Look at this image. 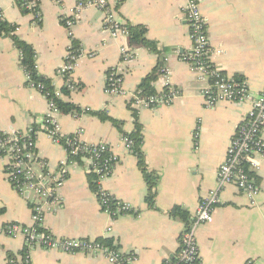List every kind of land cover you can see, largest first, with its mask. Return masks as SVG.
<instances>
[{
    "label": "crops",
    "instance_id": "0c3cea01",
    "mask_svg": "<svg viewBox=\"0 0 264 264\" xmlns=\"http://www.w3.org/2000/svg\"><path fill=\"white\" fill-rule=\"evenodd\" d=\"M79 1L40 0L41 17L37 19L35 13L23 11L17 0H0L5 18L18 25L17 35L34 47L38 72L61 91L65 82L58 69L71 43L63 21L72 16ZM108 1L126 26L147 28L146 36L156 42L157 51L132 48L123 35L111 37L104 27L103 11L94 6L83 8L73 27L74 44L84 53L73 75L77 89L61 97L82 113H61L59 122L64 135L81 130L84 142L102 141L111 147L118 160L102 186L139 212L116 218L105 212L91 186L89 163L68 157L60 144L41 131L38 156L53 170L63 160L68 168V178L60 189L62 204L45 214L43 228L60 238H109L123 253L136 254L134 264H161L177 255L183 229L200 202L217 187L218 168L250 103L220 102L214 108L205 105L201 95L205 82L180 59V53L192 48L182 12L184 0ZM198 1L208 20L211 61L228 76L246 79L253 94L258 95L264 87V0ZM125 46L133 52L129 60L121 54ZM112 67L123 75L128 95L106 92L107 73ZM163 67L171 70L172 87L178 96L171 104L154 108L132 105L143 78ZM153 86L155 93L163 89L159 76ZM48 109L47 97L28 84L19 50L11 38L0 36V132L41 127ZM96 111L121 124L101 120L93 113ZM136 121L142 127L148 168L160 176L153 206L146 200L148 184L138 157L124 142ZM259 161L255 178L261 191L256 203L251 204L245 194L229 185L220 194L213 220L199 226L201 264H264V159ZM176 206L187 212V220L171 214ZM11 222L33 224L32 205L11 185L5 161L0 158V264H10V259L21 262L27 251L29 264H115L101 254L27 248L21 236L2 232Z\"/></svg>",
    "mask_w": 264,
    "mask_h": 264
},
{
    "label": "built area",
    "instance_id": "2783aa9c",
    "mask_svg": "<svg viewBox=\"0 0 264 264\" xmlns=\"http://www.w3.org/2000/svg\"><path fill=\"white\" fill-rule=\"evenodd\" d=\"M22 5L29 12L35 13L40 19V0H21ZM97 7L104 13V27L111 37L120 35L128 37L125 23L116 16V11L108 0H81L75 6L72 16L64 18L71 43L65 60L58 69L64 78V87L73 91L77 89L73 75L77 62L84 55L81 47L74 44L73 27L79 13L85 7ZM184 19L189 26V35L192 48L180 53V59L187 63L189 69L196 73L205 82L201 91L205 105L216 107L220 102L250 103V109L239 123L235 135L227 148L224 162L217 172V187L203 199L191 222L185 226L179 238V252L177 261L167 259L161 264H201L197 230L203 223L213 220V210L220 203V194L224 188L234 185L245 194L251 204L256 203L260 194V186L255 178V172L260 168L264 159V87L254 95L249 83L244 78L231 77L217 68L210 59L211 46L208 37V20L203 15L198 0H184L182 6ZM124 60L133 57V52L126 46L121 49ZM91 55H93L91 53ZM28 84L41 91L48 99L49 109L43 118L41 127L29 126L25 131L0 132V158L5 161V173L14 189L31 201L33 224L26 225L20 222H11L2 227L7 236L24 239L27 248L42 247L67 254H101L108 261L115 264H134L137 260L135 253H123L119 248L104 244L99 239L90 238H60L43 228L45 214L57 210L62 204L60 189L68 178L66 160L61 161L56 170L49 166V162L38 156L36 152L37 137L44 131L50 139L60 144L68 157L81 155L89 163L91 173L97 175V197L104 211L114 217L117 213L136 211L129 203L112 195L102 184L107 179L117 163V156L105 142L87 143L81 140V130L74 134L64 135L59 122L61 114L53 100V96L45 91V86L36 84L27 74ZM163 89L153 95L142 96L139 92L133 94L132 105L145 108H154L159 105H168L178 96L179 92L172 87L171 70L163 67L160 74ZM106 92L111 95H128L123 87V75L117 68L112 67L107 73ZM60 89H55L54 96L62 97ZM127 148L131 149L132 141L124 138ZM118 202L116 210H112L109 201ZM30 254L27 251L21 262L10 259V264H29ZM250 264V263H246Z\"/></svg>",
    "mask_w": 264,
    "mask_h": 264
},
{
    "label": "trees",
    "instance_id": "16d2710c",
    "mask_svg": "<svg viewBox=\"0 0 264 264\" xmlns=\"http://www.w3.org/2000/svg\"><path fill=\"white\" fill-rule=\"evenodd\" d=\"M124 0H119V3H122ZM18 5L23 11L29 12V10L25 9L22 5L21 0H17ZM39 10V9H38ZM17 28L18 25L15 23H12L8 21L4 14L2 9H0V36H6L11 38L13 41V44L17 47V49L20 52V64L23 70L30 75L31 80L34 81L36 84H43L45 86V91L50 93L51 96H53V100L57 107L59 108L61 113H74L76 115H80L82 113V110L79 109L76 105L70 102L64 101L60 97L54 96L55 88L52 85V81L50 78L40 74L37 69L36 65V51L34 47L26 42L25 40L21 39L17 35ZM128 41L129 45L132 48H139V47H145L148 48L151 51H157V44L155 41L150 40L146 34H147V28L144 25H132L128 24ZM76 45V44H75ZM77 46V45H76ZM160 68L153 69L143 80L141 81L139 85V94L142 96H149L155 94L153 82L157 79V77L160 74ZM63 93L69 92V90L64 87L62 89ZM95 115H97L98 118L101 120H111L116 125H120L121 122L114 120L107 116L105 112L102 111H96L93 112ZM128 136L131 141V151L132 153L136 154L138 157V165L140 169L142 170L145 180L148 184V194L146 197L147 202L150 206L154 205L155 196H156V187L158 184V181L160 179V176L158 173L154 171H150L147 165L146 157L144 154V151L142 149L143 146V134H142V127L139 122L136 121V127L130 134H125ZM72 158L75 159H81V155L73 156ZM91 186L94 190V192L97 194L98 191V183H97V175L94 173H91ZM109 206L112 210H116L118 207V202L115 199H111L109 201ZM105 208V206L103 207ZM132 213H138V210L130 211ZM123 213H117L114 215V218L118 217L119 215H122ZM125 214V213H124ZM171 214L175 217H179L183 220H187V212L183 210L180 206H176L172 209ZM104 244L113 247V248H119L118 246L114 245L112 241L109 238H103L99 239ZM26 250L22 251V254H24ZM10 257H14L13 255H10ZM177 255L171 259L172 262L177 261Z\"/></svg>",
    "mask_w": 264,
    "mask_h": 264
},
{
    "label": "water",
    "instance_id": "95a60500",
    "mask_svg": "<svg viewBox=\"0 0 264 264\" xmlns=\"http://www.w3.org/2000/svg\"><path fill=\"white\" fill-rule=\"evenodd\" d=\"M176 50H181V48H180V49L178 48V49H176Z\"/></svg>",
    "mask_w": 264,
    "mask_h": 264
}]
</instances>
